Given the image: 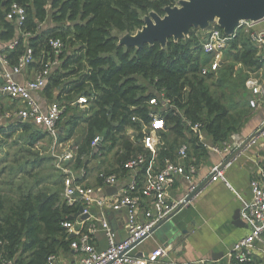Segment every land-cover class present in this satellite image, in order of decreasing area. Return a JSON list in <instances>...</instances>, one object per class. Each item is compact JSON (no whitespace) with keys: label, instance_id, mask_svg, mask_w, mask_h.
Returning a JSON list of instances; mask_svg holds the SVG:
<instances>
[{"label":"trees","instance_id":"16d2710c","mask_svg":"<svg viewBox=\"0 0 264 264\" xmlns=\"http://www.w3.org/2000/svg\"><path fill=\"white\" fill-rule=\"evenodd\" d=\"M12 3L26 12L19 27L5 17ZM176 4L177 0H0V51L8 64H17L27 47L34 53L29 65L35 63L38 69L48 59L61 62L49 76L45 94L51 97L53 90H59L56 98L65 106L58 119L66 117L59 141L70 139L79 124H85L83 140L71 162L75 169L86 170L90 158H98L96 153L91 156L95 136L102 137L98 149L104 155L116 149L107 173L124 172L122 164L140 153L149 158V152L138 142L142 133L131 139L126 131L133 128L138 132L143 124L151 122V99L164 98L170 105L159 112L165 128L160 132L164 145L156 152L158 161L175 159L182 144L189 147V162L190 150L201 154L198 136L185 120L191 125L201 124V131L217 145L227 142L242 127L248 110L237 103L226 106L211 90L213 75L202 73L206 59L202 58L200 39L204 30L191 29L188 36L176 41L169 38L164 46L157 42L139 48L119 44L122 35L142 28L143 18L150 11L162 16L164 7ZM211 25L219 28L214 23L208 28ZM51 38L62 42L60 53L50 47ZM12 40L16 44L9 49L7 43ZM227 47L231 60L246 68L255 70L264 62L243 28L236 31ZM221 80L219 77L217 85L222 84ZM80 95L88 99L83 118L71 114L67 105ZM32 125L17 122L0 126V141L3 143L14 132L26 133L28 144L21 152L31 156L36 143L45 138L52 140L47 132ZM23 158L25 161L18 165L15 174L21 176L19 180L34 177L33 184L1 181V185L9 186L7 190L0 187V264L9 260L16 264H45L49 255L68 249L73 239L63 223L74 219L79 206L67 205L59 191H35L39 181L31 173L33 165L40 166L53 158L29 160L21 156L16 162Z\"/></svg>","mask_w":264,"mask_h":264},{"label":"built area","instance_id":"2783aa9c","mask_svg":"<svg viewBox=\"0 0 264 264\" xmlns=\"http://www.w3.org/2000/svg\"><path fill=\"white\" fill-rule=\"evenodd\" d=\"M5 17L13 22L16 27H19L25 20L26 12L22 6L12 3L6 10ZM257 23L240 21L232 35H227L219 28L211 25L210 28L204 30V35L200 39L202 53L209 56L224 50L230 39L235 36L236 31L243 28L248 33L250 42L256 47L260 60H264V29L255 30L254 26ZM15 44V40L9 41L7 47L11 49ZM49 45L55 53H60L63 47L59 39H49ZM33 60V49L27 47L25 53L18 59L17 64L10 66L5 54L0 51V98L20 101L23 106L17 112L18 117L47 132L53 140L50 152L53 165L63 174L62 199L67 205H78L76 213L79 212L80 207L82 208L81 213H78L76 217L74 216L73 220L63 223L66 232L69 235L73 234L69 247L81 255L80 264L156 263L160 258L167 255L168 247L158 246L148 252L146 256L139 257L132 252L134 246L158 231L175 213L188 205L202 188V186L199 188L201 184L196 183L193 179L197 171V165L194 163V159H191V162L188 161L189 147L186 144H182L176 150L175 159H164L162 165L154 169H152V164H149L145 171L143 184L139 185L136 180L137 173L145 167L147 161H153L158 148L164 145L160 132L164 130L165 123L159 112L170 107L167 100L162 98L161 101H157V99L149 101L152 107L150 113L152 120L148 125L143 124L138 131V133H142V137L138 139V142L146 152H149V158L140 153L122 164L123 173L129 178L126 186L119 190L118 195L112 201L111 208L115 211L123 210L125 212L126 236L121 239L117 238L115 231L110 227L107 220L101 218L99 219L100 227L106 238V246L103 249H98L91 241L92 235L98 231L97 225L90 221L92 217L91 209L94 206L102 208L106 204L107 200L100 197L98 191L104 187L118 184L119 175L117 173H100L98 189L83 185L78 182L77 176L78 174L83 176L85 168H74L71 163L75 156L72 155V150L55 153L58 132L57 121L65 106L59 101H52L47 107L42 108L34 93L46 85L52 67L59 65L60 61L58 59H48L45 66L39 69L34 80L24 83L15 81L14 74L20 73ZM202 73H206L205 69L202 70ZM248 83L257 96L256 99L248 101L249 106L254 107L258 100L264 98V80L259 81L250 78ZM72 102L73 104L87 105L88 99L86 96L80 95ZM6 118H10V116L6 113H0V123ZM185 123L193 131V134H197L202 148L206 151L211 150L218 154H225V159L211 167L209 171L210 182L220 180L226 183L224 169L233 157V155H230L238 148L245 147L251 139L264 138V119L248 140H240L239 137L232 134L230 136L231 142L229 139L220 145L209 143L202 138L201 124L191 125L188 120H185ZM126 133L133 139L137 131L128 129ZM101 141L102 137L95 136L91 142V147L95 150L100 146ZM228 152L232 153L226 155ZM177 176H182L187 181L186 192L178 200H168L166 189ZM250 189L251 199L243 204L240 212V217L248 225L249 232L237 240L228 252V264H249L256 243L261 245L264 254V170L260 173L259 178L250 182ZM190 194H192L191 198L187 199ZM85 214L88 216L82 218V215ZM3 264L16 263L9 260L4 261ZM45 264L61 263L58 261L57 255L52 254L47 257Z\"/></svg>","mask_w":264,"mask_h":264},{"label":"crops","instance_id":"0c3cea01","mask_svg":"<svg viewBox=\"0 0 264 264\" xmlns=\"http://www.w3.org/2000/svg\"><path fill=\"white\" fill-rule=\"evenodd\" d=\"M261 22H264V20ZM46 27L51 26L46 25ZM260 29H264V27H260ZM60 63L52 67L50 75L60 67ZM38 72V66L33 63V65H28L20 73L14 74L13 77L15 81L24 83L34 80ZM249 75L250 77H248ZM249 75L244 82V88L239 92L240 97L235 102L238 105H243L248 110V116H246L242 127L235 134L240 140H248L264 119V98L258 100L254 107H250L248 104L250 99L257 98L248 80L250 78H255L259 81L264 80V62ZM58 93L59 90L55 89L51 97H48L45 94L44 86L36 91L34 96L42 108H45L52 101L63 103L56 98ZM67 105L71 107V112L78 109H88V105L73 104L71 101ZM22 106L20 101L0 98V113H6L10 116V118L4 119L0 126L26 122L17 115ZM65 119L57 121L56 147L61 149L65 146L64 144H67L68 150L73 151L74 134L68 140H58L59 135L63 134ZM34 127L38 129L36 126ZM129 129L134 130L133 128ZM202 138L212 143L206 132H202ZM229 141L231 142V138ZM50 145L52 146V144ZM201 149H199L201 154L190 150L192 159L195 160L197 165V171L193 179L196 183L202 185L200 192L191 199L188 205L180 209L165 223V228L159 229L134 246L132 252L137 256H146L148 252L158 246H164L168 247L167 255L154 264H228V252L237 240L248 234V225L241 219L240 212L243 204L251 199L250 182L259 178L260 173L264 170V138L251 139L238 154L233 155L229 165L224 169L226 183L220 180L209 181L211 167L225 159V154H218L211 150L203 152ZM115 150L113 149L110 153L104 155L98 148L93 149L91 156L96 153L98 158L94 159L91 157L89 161L90 163L97 161V163L94 162L93 165L89 163L84 175L78 174V182L98 189L97 174L104 171V169L112 168V154ZM231 153L228 152L226 155ZM154 156L153 161H147L145 167L137 173L136 180L139 185L143 184L145 180V171L149 164H152V169L162 165L163 160L158 161L156 155ZM114 172L119 175L118 184L104 187L98 191L100 197L107 200L106 204L102 208L94 206L91 209L92 217L90 221L98 227V231L92 235L91 241L98 249H103L106 246V238L100 227L99 219L101 218L107 220L110 227L115 231L117 238L121 239L126 236L125 212L123 210H113L111 203L118 195L119 190L126 186L129 177L123 172ZM186 189L187 181L185 178L177 176L166 189V197L168 200H178L182 198ZM80 258L81 255L70 247L66 250H60L57 254V259L61 264H80ZM249 264H264V254L261 250V245L254 244Z\"/></svg>","mask_w":264,"mask_h":264},{"label":"rangeland","instance_id":"374dc122","mask_svg":"<svg viewBox=\"0 0 264 264\" xmlns=\"http://www.w3.org/2000/svg\"><path fill=\"white\" fill-rule=\"evenodd\" d=\"M260 27H264V22L260 21L255 24L254 29L257 30L260 29ZM244 39H246V36H244ZM228 49L229 48L227 47L224 50L209 56H203L202 54V58L206 59V63L203 69H205L206 74L210 73L211 75H213L212 81H214V83L211 86V90L214 92L216 97H219L221 100H223V103L226 106H230L231 104H234L236 102V99L240 97L239 92L242 90V88H244V82L246 81L247 76L254 71V69L246 68L243 65L232 61L227 54ZM219 77L222 79L221 85H217V83H219ZM248 77H250V75ZM70 113L83 118L85 117L86 109H78ZM84 128V124L80 123L74 132L72 142L74 143L72 145L73 156L75 155L73 153L78 148V144H80L83 140L85 134ZM27 144V134L23 132H14L11 137L4 139L3 143L0 141V172H2L0 173V187L7 190L9 186L5 184L1 185V181H13L15 185L21 182H25L27 185L33 184L32 179H34V177L23 178V180H19V177L21 176L15 174V169H17L18 165H21V163L25 161V158H23L20 160V163L16 162L17 160L19 161L21 156H24L29 160H33L35 158L37 159L38 157H52L50 152V144H52V140L49 141V138L42 139L38 143H36L35 148L32 150V154L34 156H25L24 153L21 152L23 149H25ZM64 145L65 146L61 149H58L56 147L55 153L58 154L60 152L68 150L66 146L67 144ZM94 162L97 163V161H92L90 165H93ZM102 172L107 173V169L98 172L97 179L99 178V174ZM31 173H33L34 176L37 175L39 181L37 188L35 187V191L41 188L45 191H59V194L62 197V186L60 183L61 179L59 178V175L61 176L62 173L61 171L56 170L55 166L53 165V160L51 158L49 161H44L42 164H40V166L35 163L32 167ZM61 178L63 180V175L61 176Z\"/></svg>","mask_w":264,"mask_h":264},{"label":"water","instance_id":"95a60500","mask_svg":"<svg viewBox=\"0 0 264 264\" xmlns=\"http://www.w3.org/2000/svg\"><path fill=\"white\" fill-rule=\"evenodd\" d=\"M163 10L162 16L153 11L146 14L142 28L134 34L122 35L119 44L139 48L157 42L164 46L169 38L174 41L182 39L190 34L191 29L206 30L212 23L225 34L232 35L240 21L264 20V0H178L177 5L166 6ZM241 149L231 155L238 154ZM81 211L80 207L78 213ZM87 216L82 215V218ZM164 225L161 228H165Z\"/></svg>","mask_w":264,"mask_h":264}]
</instances>
